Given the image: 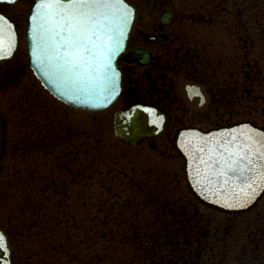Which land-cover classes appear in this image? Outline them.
Instances as JSON below:
<instances>
[{"label": "flooded vegetation", "instance_id": "af4514ba", "mask_svg": "<svg viewBox=\"0 0 264 264\" xmlns=\"http://www.w3.org/2000/svg\"><path fill=\"white\" fill-rule=\"evenodd\" d=\"M126 1L134 10V18L126 47L117 59L120 93L106 110L112 114L109 119L113 123L115 111L130 106L143 108L156 127H161L142 136L135 145L119 140L131 149H144L153 159L145 163L141 171L144 177L134 179L143 200L138 210L150 212L140 220L136 211V228L151 238L172 240L174 253L185 258L192 253L202 255L204 241L218 237L233 215L204 206L190 193L183 157L174 140L181 129L207 131L252 119L253 83L262 76L259 69L255 76L251 73L255 66L251 48L255 38L263 47L264 0H255L253 6L250 0ZM32 2L0 1V11L11 16L21 31L27 12L23 18L11 8L20 5L22 14ZM260 4L263 9L255 15L254 34L249 10ZM17 57L18 53L0 62V88L18 77L22 61ZM253 97L254 101L264 100V95ZM103 206L100 197L99 208ZM202 207L222 215L223 222L205 216Z\"/></svg>", "mask_w": 264, "mask_h": 264}, {"label": "rangeland", "instance_id": "374dc122", "mask_svg": "<svg viewBox=\"0 0 264 264\" xmlns=\"http://www.w3.org/2000/svg\"><path fill=\"white\" fill-rule=\"evenodd\" d=\"M253 1L250 0L251 5ZM262 7L260 4L249 10L251 32L255 29V15L261 13ZM16 8H11V12L24 18L28 5L22 14H19L20 5ZM25 24L23 20L20 28L22 40H25ZM253 44L251 62L255 66L251 73L255 76L259 61L264 68V46L257 38ZM17 53L22 69L13 83L0 88V150L2 135L7 138L6 154L4 157L0 154L3 166L0 175V225L8 230L12 240L14 264H53L54 244L73 238L75 241L82 234L88 237L85 251L89 261L96 264L91 255L98 252L100 256L108 251V242L99 238L94 243L92 232L95 223L93 219L89 223L91 217L87 214L92 218L97 214L105 221V224L101 222L98 225L100 232L114 228L119 237H133L138 223L136 211H139L140 220L150 213L145 212L146 209L138 210L139 202L143 200L134 179L144 177L141 171L147 161L153 162L152 154H144V149H131L121 143L114 134L109 119L112 114L108 110L89 112L71 108L56 99L29 68L26 43H21ZM259 87L260 84L253 83L251 117L264 124V101L253 100L254 95L262 93ZM2 120L6 122L5 134L1 129ZM52 141L54 150L46 152V144ZM52 178L56 189L54 220L66 219L69 226H53L51 229L48 225L44 234L38 225L27 231V222L36 218L34 208L37 204H48L45 195L51 191L48 185ZM100 197L104 206L99 210ZM59 201L67 206L69 215L61 212L63 208L58 205ZM201 210L205 216L210 215L213 220L223 222L222 215L212 214L205 207ZM80 222L86 224L85 232L75 229L74 225ZM73 244L70 242V251L76 249ZM16 245L21 246L20 251L16 252ZM121 248L131 254L128 257L132 256L127 245H116L115 251L119 252ZM97 264L106 263L101 260Z\"/></svg>", "mask_w": 264, "mask_h": 264}, {"label": "water", "instance_id": "95a60500", "mask_svg": "<svg viewBox=\"0 0 264 264\" xmlns=\"http://www.w3.org/2000/svg\"><path fill=\"white\" fill-rule=\"evenodd\" d=\"M44 2L54 0H35L26 29L29 60L34 73L45 88L71 106L90 110L109 106L119 92L116 60L125 46L133 19L132 8L125 0H100L108 6L93 9V12L100 13L93 16V20L98 21L95 28L98 36L91 34V22L83 25L79 33H74L84 38L80 43L82 58H77L79 67L69 72L64 63L65 48L58 47L63 41L54 35L55 26L44 19L46 13H55L52 18L58 21L63 10L42 9L40 5ZM70 2L62 0L64 4ZM0 17H3L0 20V56L3 57L0 61H4L18 49L19 34L7 15L0 12ZM62 35L66 37L67 31ZM112 49H116L115 54ZM58 55L60 59L56 58ZM156 128L144 109L128 108L114 115L116 135L130 144H136ZM246 145L252 149L253 165L243 159L248 152ZM174 146L184 158L187 186L207 206L224 212H244L254 207L264 193V158H261L264 127L250 121L209 131L186 130L174 141ZM230 166L237 171H231ZM240 171H243V176ZM249 184L252 188H248ZM0 264H14L9 235L1 226Z\"/></svg>", "mask_w": 264, "mask_h": 264}, {"label": "trees", "instance_id": "16d2710c", "mask_svg": "<svg viewBox=\"0 0 264 264\" xmlns=\"http://www.w3.org/2000/svg\"><path fill=\"white\" fill-rule=\"evenodd\" d=\"M261 83L264 92V77ZM52 150H54V141L46 144V152ZM51 184L48 185V188L51 187V191L45 195V201L48 204L43 205L42 202L37 204L34 208L36 218L31 219L29 223L27 222V231L38 225L44 234L48 225L51 229H54L53 226H69L66 219L64 221L54 220V194L56 193L54 179ZM58 205L63 208L61 212L65 215L70 214L63 202L59 201ZM97 216V214L94 215L96 222L95 230L92 232L94 243L99 238L107 239L108 251L101 253L100 256L98 252L91 255V259L96 264L101 260L106 264H264V196L261 203L252 211L233 215L229 225L218 234V237L204 241L201 249L202 255L192 253L187 258L174 253L175 251L172 249L174 245H171L172 240L151 238L141 229L135 228L133 237H119L114 228L105 230V233L100 232L99 229H96L98 227ZM74 226L80 232L86 230V224H82V222ZM12 234H14L13 231ZM87 238L86 234L85 236L82 234L75 241L73 238L55 243L53 264H92L85 251ZM70 242L74 243L73 246L76 248L74 251L69 250ZM119 244L131 248L132 256L128 257L131 254L125 253V248L116 252L115 247ZM17 250H21L20 245H16V252Z\"/></svg>", "mask_w": 264, "mask_h": 264}, {"label": "snow or ice", "instance_id": "6c2138e0", "mask_svg": "<svg viewBox=\"0 0 264 264\" xmlns=\"http://www.w3.org/2000/svg\"><path fill=\"white\" fill-rule=\"evenodd\" d=\"M107 6L108 5L101 3L100 0H71L68 4L62 3V0H54V2H44L40 5L42 9L60 8L63 10L58 21L52 18L55 16V13H46L44 19L55 26L53 29L54 35L60 36L63 41L58 47L65 48V52L63 53L65 58L64 63L67 65V70L69 72L79 67V60L77 58H82V52L80 51L82 45L80 44L78 35H74V33H79L83 25L91 22V34L98 36V33L95 32L98 21L93 20V16L100 15V13L93 12V9H100ZM2 19L3 17H0V20ZM65 30L68 33L66 37L62 35ZM105 47H107V45H105ZM116 47H119V41L116 42ZM115 50L116 49L111 50L113 54H115ZM84 51H87V49L85 48ZM0 58L3 57L0 56ZM56 58L60 59L61 57L58 55ZM245 147L248 148V152L243 155V159H246L249 165H253L252 149L247 145ZM257 151L260 152L261 150L257 149ZM261 158H264V152H261ZM233 163H235V161ZM230 170L233 172L237 171L236 168L231 166ZM240 175H244L243 171H240ZM248 188H252V185L249 184ZM253 191H255V189H253Z\"/></svg>", "mask_w": 264, "mask_h": 264}, {"label": "bare ground", "instance_id": "6f19581e", "mask_svg": "<svg viewBox=\"0 0 264 264\" xmlns=\"http://www.w3.org/2000/svg\"><path fill=\"white\" fill-rule=\"evenodd\" d=\"M20 43V42H19Z\"/></svg>", "mask_w": 264, "mask_h": 264}]
</instances>
